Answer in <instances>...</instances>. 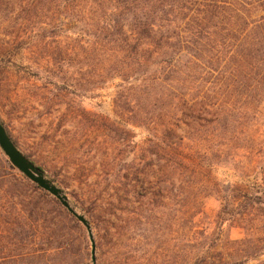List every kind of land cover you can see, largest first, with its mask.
Segmentation results:
<instances>
[{
  "label": "rangeland",
  "instance_id": "obj_1",
  "mask_svg": "<svg viewBox=\"0 0 264 264\" xmlns=\"http://www.w3.org/2000/svg\"><path fill=\"white\" fill-rule=\"evenodd\" d=\"M73 7L0 0V119L90 220L96 264H199L203 246L225 260L264 264V108L250 129L234 128L241 138L231 146L214 145L210 172L185 178L208 187L174 188L156 175L150 195L136 194L120 175L143 156L149 133L117 79L93 84L89 61L75 55L66 38ZM0 264H92L84 225L1 149Z\"/></svg>",
  "mask_w": 264,
  "mask_h": 264
},
{
  "label": "trees",
  "instance_id": "obj_2",
  "mask_svg": "<svg viewBox=\"0 0 264 264\" xmlns=\"http://www.w3.org/2000/svg\"><path fill=\"white\" fill-rule=\"evenodd\" d=\"M72 1L74 36H65L75 55L89 61L93 84L117 79L149 133L143 156L120 175L125 187L148 196L156 175L174 188L208 187L185 178L210 172L214 145L231 146L241 138L234 128L250 129L264 108V0ZM198 258L240 264L205 246Z\"/></svg>",
  "mask_w": 264,
  "mask_h": 264
},
{
  "label": "water",
  "instance_id": "obj_3",
  "mask_svg": "<svg viewBox=\"0 0 264 264\" xmlns=\"http://www.w3.org/2000/svg\"><path fill=\"white\" fill-rule=\"evenodd\" d=\"M0 149L6 155L9 162L19 172H21L31 182L41 189L54 196L66 210L80 221L87 230L91 242V259L92 264H96L95 258V240L92 233L90 220L80 211H77L71 204L66 192L58 186L44 170L36 165L19 147L14 143L12 137L7 132L5 125L0 120Z\"/></svg>",
  "mask_w": 264,
  "mask_h": 264
}]
</instances>
